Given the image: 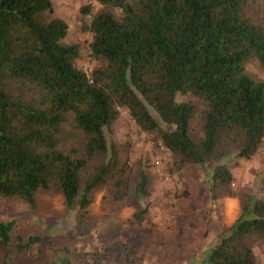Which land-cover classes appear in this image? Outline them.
I'll use <instances>...</instances> for the list:
<instances>
[{"label": "trees", "instance_id": "obj_1", "mask_svg": "<svg viewBox=\"0 0 264 264\" xmlns=\"http://www.w3.org/2000/svg\"><path fill=\"white\" fill-rule=\"evenodd\" d=\"M91 1L100 9L85 27L97 63L89 83L50 0H0V197L34 209L39 193L56 192L68 211L80 212L96 190L121 196L126 171L110 135L123 108L162 143L171 173L197 167L212 202L238 199L239 217L199 264H257L264 200L234 191L220 161L250 160L264 144V83L245 70L250 61L264 69V10L253 0ZM195 118L199 139L190 133ZM95 156L102 162L82 180ZM148 185L142 170L136 198L147 196ZM12 236L18 252L39 241L0 222L1 264L9 262Z\"/></svg>", "mask_w": 264, "mask_h": 264}, {"label": "rangeland", "instance_id": "obj_2", "mask_svg": "<svg viewBox=\"0 0 264 264\" xmlns=\"http://www.w3.org/2000/svg\"><path fill=\"white\" fill-rule=\"evenodd\" d=\"M50 1L54 16L68 25L64 42L79 46L77 66L80 68L90 55L88 45L91 36L85 27L90 15L98 12L100 6L91 0ZM253 1L256 8L264 10V0ZM86 7L90 14L83 13ZM96 64L94 60L93 68ZM245 70L252 79L264 83V69L256 62H248ZM200 126L199 118L190 123V133L195 139L201 137ZM110 140L119 148L126 171L127 183L121 196H116L108 188L96 190L91 195L89 206L80 212L68 211L63 196L56 192L39 193L34 209L20 199L0 197V222L13 223L15 234L25 241L30 236L39 238L29 249L18 252L12 236L8 264L184 263V259L175 255L178 249L172 247L173 259H167L170 256L168 240L173 241V229L197 227V217L206 209V206L189 202L192 196L206 202L204 188L208 184L202 171L188 166L179 175L171 173V156L166 152L164 169L170 178L165 181L157 176L153 170V158L159 141L155 135L140 131L129 114H119ZM102 160L99 156L90 159L81 174L82 180L92 174ZM220 164L232 173L234 191L244 190L259 195L262 190L264 193V144L250 160L232 154L222 159ZM142 170L148 175L149 185L147 196L139 200L135 196V187ZM231 199L237 201L239 215L237 198L224 197L219 201ZM219 201H215L216 206ZM143 208L148 211L145 219L138 223L134 215ZM235 211L234 208L230 210L232 219ZM156 253L159 256L157 260ZM2 260L0 248V264ZM257 264H264V255Z\"/></svg>", "mask_w": 264, "mask_h": 264}, {"label": "crops", "instance_id": "obj_3", "mask_svg": "<svg viewBox=\"0 0 264 264\" xmlns=\"http://www.w3.org/2000/svg\"><path fill=\"white\" fill-rule=\"evenodd\" d=\"M204 194L206 202L201 201V199L197 200L195 196L189 199L191 204L206 206L205 211L197 217V227L193 228L187 226L171 231L174 233L172 238L173 241L170 242V240H168L169 244L167 247L169 249H167L170 251V256L167 257L168 260L173 259L172 253L174 251L170 249L172 247L178 249L175 255L180 256V259H184L183 264H190L194 259L197 261V264H199L203 261L204 253L217 242V237L225 232L239 217L240 213L238 215V204L236 200H218L220 203L216 206L215 201L212 202L210 199V189L208 185L204 188ZM259 196L264 200V193L262 190H260ZM232 208H234V211L236 209V215L233 219L230 215V210ZM254 254L256 260H262L264 255V244L255 247ZM155 258L156 260L159 258L158 254Z\"/></svg>", "mask_w": 264, "mask_h": 264}, {"label": "built area", "instance_id": "obj_4", "mask_svg": "<svg viewBox=\"0 0 264 264\" xmlns=\"http://www.w3.org/2000/svg\"><path fill=\"white\" fill-rule=\"evenodd\" d=\"M93 66H94V59L91 55H89L87 59L85 60V62L80 67L81 71L85 74L89 83H92L91 71L93 69ZM117 110L120 115H128V112L126 109L118 108ZM165 153H166V150L164 146L162 145L161 142H158L156 155L153 158V170L157 176L164 179L165 181H168L170 176L168 172L165 171L164 169V163L166 161Z\"/></svg>", "mask_w": 264, "mask_h": 264}]
</instances>
